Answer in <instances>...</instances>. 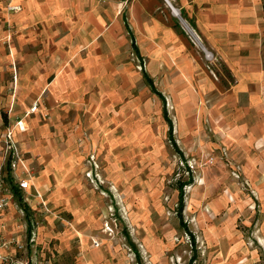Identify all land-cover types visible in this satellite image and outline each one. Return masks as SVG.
I'll list each match as a JSON object with an SVG mask.
<instances>
[{
  "label": "crops",
  "instance_id": "crops-1",
  "mask_svg": "<svg viewBox=\"0 0 264 264\" xmlns=\"http://www.w3.org/2000/svg\"><path fill=\"white\" fill-rule=\"evenodd\" d=\"M8 4L21 9L9 14ZM9 26L15 35L6 46ZM38 100L40 111L26 115ZM19 120L15 138L36 174L30 191L49 189L52 208L71 223L58 232L60 251L79 232L76 264L99 263L100 248L85 244L103 204L95 189L106 187L119 208L100 168L128 183L145 173L133 158L164 151L152 125L182 161L214 157L199 184L209 195L202 217L237 203L233 190L243 186L264 215V0H0V140ZM68 122L81 124L89 143L78 146L77 133L63 129ZM16 220L9 207L5 238ZM26 232V247L36 248L32 227Z\"/></svg>",
  "mask_w": 264,
  "mask_h": 264
},
{
  "label": "rangeland",
  "instance_id": "rangeland-1",
  "mask_svg": "<svg viewBox=\"0 0 264 264\" xmlns=\"http://www.w3.org/2000/svg\"><path fill=\"white\" fill-rule=\"evenodd\" d=\"M11 6L7 5L6 12L16 13L10 10ZM14 35L15 30L9 26L2 43L9 46ZM11 71L12 81L15 83L18 67L14 61L11 63ZM39 101H36L38 112ZM41 112L43 118H48L44 109H41ZM155 116L153 112L152 121ZM66 125L70 123H65L63 128L68 136L78 134V146L84 147V144L89 143L88 135L81 124L76 127L73 124L68 128ZM152 128L161 138L164 151L161 157L133 158L132 162L136 165L146 164L147 171L136 174L130 183L126 181L127 178H113L96 165L100 168L101 182L113 183L114 197L119 208L112 204L106 187L95 189L103 203L102 207L105 208H98V228L85 242L92 249L100 248L99 263L95 264H264V248L257 241V235L264 237V215L259 212L257 204L252 203L249 189L243 186L235 192L233 190V194L238 197L237 203L227 209L222 208L223 211L215 219L210 221L205 215L202 217L207 214L205 212H210L209 205L202 203V196L209 195L205 189L206 192L199 191V184L201 180L206 184L202 170L213 168L214 157L198 158L197 164L188 157H183L182 161L172 150L167 140V132L153 125ZM1 148L2 140L0 163ZM89 158L92 159L93 155ZM125 166L128 167L126 164ZM29 170L30 182L35 186L36 174L31 168ZM90 174L92 176L90 172L86 175ZM126 185L129 186L130 192H136L131 199L126 198L129 195ZM180 187L184 190V207L179 211L177 196ZM190 188H194V194ZM216 190V195H220L221 189ZM49 191L34 190L28 194L24 193V198H27L25 203L29 207L27 211L15 200L12 209L17 213V220L12 237L25 245L24 250L17 252L15 258L26 264H76L77 255L74 249L80 246L79 232L75 231L78 235L69 245L65 244L67 249L60 251L61 238L58 232L65 228V225L71 227V223L54 211L48 199ZM212 191L211 188L210 194ZM27 220L33 225L32 236L35 234L38 245L36 248L29 244L26 247ZM190 236L194 237V243ZM93 242H97L98 247H95Z\"/></svg>",
  "mask_w": 264,
  "mask_h": 264
},
{
  "label": "built area",
  "instance_id": "built-area-1",
  "mask_svg": "<svg viewBox=\"0 0 264 264\" xmlns=\"http://www.w3.org/2000/svg\"><path fill=\"white\" fill-rule=\"evenodd\" d=\"M10 10L19 12L20 7L11 6ZM205 58L208 61L212 60L211 54L207 52H205ZM36 112H38L37 102L33 104L26 115ZM16 130H23L21 120L17 121L14 126L8 127L2 138V158L0 163V264H26L15 258L17 252L24 250L25 245L14 237L7 239L3 235V220L7 209L15 205V200L19 201L22 206H27L25 203L27 198H24L23 194H28L32 186L30 170L15 138ZM38 197L40 196L38 195ZM30 225L33 227L32 224ZM31 240L34 243L36 242L35 234H33ZM93 244L98 247L97 242H93Z\"/></svg>",
  "mask_w": 264,
  "mask_h": 264
},
{
  "label": "trees",
  "instance_id": "trees-1",
  "mask_svg": "<svg viewBox=\"0 0 264 264\" xmlns=\"http://www.w3.org/2000/svg\"><path fill=\"white\" fill-rule=\"evenodd\" d=\"M18 200H19V195H18ZM178 206H179L178 210L180 211V209L183 207V190L181 187L179 190ZM23 207L26 211L28 210L27 206L23 205ZM30 229H31V225L28 223V231H30Z\"/></svg>",
  "mask_w": 264,
  "mask_h": 264
}]
</instances>
